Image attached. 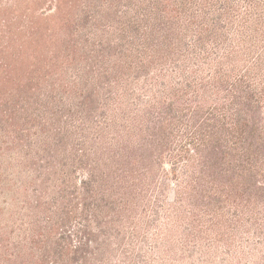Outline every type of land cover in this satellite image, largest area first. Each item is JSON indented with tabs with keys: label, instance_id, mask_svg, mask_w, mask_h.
<instances>
[{
	"label": "trees",
	"instance_id": "trees-1",
	"mask_svg": "<svg viewBox=\"0 0 264 264\" xmlns=\"http://www.w3.org/2000/svg\"><path fill=\"white\" fill-rule=\"evenodd\" d=\"M0 264H264V0H0Z\"/></svg>",
	"mask_w": 264,
	"mask_h": 264
}]
</instances>
